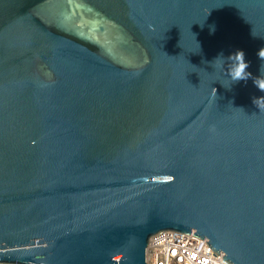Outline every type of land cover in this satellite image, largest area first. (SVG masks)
Listing matches in <instances>:
<instances>
[{"label": "water", "instance_id": "water-1", "mask_svg": "<svg viewBox=\"0 0 264 264\" xmlns=\"http://www.w3.org/2000/svg\"><path fill=\"white\" fill-rule=\"evenodd\" d=\"M261 48L264 0H0V263L145 264L174 230L264 264Z\"/></svg>", "mask_w": 264, "mask_h": 264}, {"label": "built area", "instance_id": "built-area-1", "mask_svg": "<svg viewBox=\"0 0 264 264\" xmlns=\"http://www.w3.org/2000/svg\"><path fill=\"white\" fill-rule=\"evenodd\" d=\"M206 238L174 230H162L148 240L145 264H229L206 242ZM7 264V263H0Z\"/></svg>", "mask_w": 264, "mask_h": 264}, {"label": "clouds", "instance_id": "clouds-1", "mask_svg": "<svg viewBox=\"0 0 264 264\" xmlns=\"http://www.w3.org/2000/svg\"><path fill=\"white\" fill-rule=\"evenodd\" d=\"M201 26L203 27V23ZM209 28L210 34L211 32H214V26H209ZM257 56L262 62H264V48L258 50ZM249 66L250 62L245 60V54L242 50H237L234 54H230L227 58L224 57L223 53H220L211 62V67L218 68L232 81V84L239 81L246 82L251 77V73L247 71ZM262 70H264V63H262L260 67L261 73ZM253 83L260 91L264 92V76L261 75L253 78ZM253 104L259 109V111L264 110V97H254Z\"/></svg>", "mask_w": 264, "mask_h": 264}]
</instances>
